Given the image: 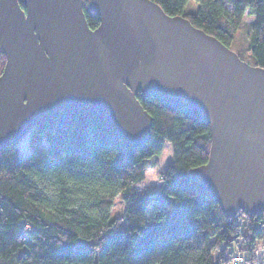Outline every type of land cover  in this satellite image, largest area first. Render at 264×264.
Instances as JSON below:
<instances>
[{
  "label": "trees",
  "instance_id": "obj_1",
  "mask_svg": "<svg viewBox=\"0 0 264 264\" xmlns=\"http://www.w3.org/2000/svg\"><path fill=\"white\" fill-rule=\"evenodd\" d=\"M169 16H183L241 60L264 68V0H152ZM83 7L89 28L98 17ZM240 27L246 41L236 44ZM0 54V72L4 65ZM150 136L127 146L93 114L60 111L32 126L29 146L0 148V264H231L264 263V210L223 214L215 198L189 177L206 162L209 126L195 110L142 98ZM165 142L172 161L156 194L139 186L147 161ZM118 197L120 216L110 209ZM262 248V251L259 249Z\"/></svg>",
  "mask_w": 264,
  "mask_h": 264
},
{
  "label": "water",
  "instance_id": "obj_2",
  "mask_svg": "<svg viewBox=\"0 0 264 264\" xmlns=\"http://www.w3.org/2000/svg\"><path fill=\"white\" fill-rule=\"evenodd\" d=\"M24 2L27 20L17 0H0V148L60 111L89 112L138 147L152 118L137 95L155 93L208 123L207 160L189 177L223 214L264 210V68L152 0H87L96 32L81 0Z\"/></svg>",
  "mask_w": 264,
  "mask_h": 264
},
{
  "label": "rangeland",
  "instance_id": "obj_3",
  "mask_svg": "<svg viewBox=\"0 0 264 264\" xmlns=\"http://www.w3.org/2000/svg\"><path fill=\"white\" fill-rule=\"evenodd\" d=\"M198 8V3L194 0H188L186 5V11L196 12ZM245 30L243 27H240L235 39L239 40L238 43H244L246 41V35L244 34ZM45 146V142L42 141L36 146L32 147L28 145L27 135H23L18 141V147L22 152H33L38 149H41ZM162 154H165L166 158H162ZM155 159H149L147 161V168L145 170V179L143 183L139 186L140 190H146L149 194L154 195L157 193L159 185H160V175L162 171L165 169L166 165L172 161V148L170 143L165 142L163 145V149L160 155L153 156ZM123 211V204L118 197H115L114 204L110 209V214L112 216H120ZM262 251V248L259 249ZM248 264V263H243ZM264 264V263H263Z\"/></svg>",
  "mask_w": 264,
  "mask_h": 264
},
{
  "label": "snow or ice",
  "instance_id": "obj_4",
  "mask_svg": "<svg viewBox=\"0 0 264 264\" xmlns=\"http://www.w3.org/2000/svg\"><path fill=\"white\" fill-rule=\"evenodd\" d=\"M21 4L24 5V6H26V9H27L26 11H25V8H23V7L20 6ZM17 6L19 8V11L23 14L24 19L27 20L29 18V10H30V8L32 6L30 4H26L24 2V0H17ZM85 6H86L85 0H81L80 11ZM87 6L89 8V11H92L94 5L91 4V5H87ZM81 14H82V17L84 19V13L81 12ZM91 31L92 32H96L97 30L96 29H92ZM38 33H39V29L38 28L33 31V36L35 38L34 42H35V45L37 47H42L43 46V44H42V42H43V36L38 35ZM43 54H44L45 57H48L49 56V53L47 51H44ZM4 76H5V73L0 74V78H3ZM25 103H27V101H25ZM150 159H153L154 160L155 158L154 157H150ZM235 259H236L237 264H239V262L241 261V257L239 255H237Z\"/></svg>",
  "mask_w": 264,
  "mask_h": 264
},
{
  "label": "built area",
  "instance_id": "obj_5",
  "mask_svg": "<svg viewBox=\"0 0 264 264\" xmlns=\"http://www.w3.org/2000/svg\"><path fill=\"white\" fill-rule=\"evenodd\" d=\"M238 255V254H237ZM237 255H235L233 258H232V261H231V264H237V262H236V256ZM240 257H241V261L239 262V264H243L244 262H245V259H244V257L242 256V255H239Z\"/></svg>",
  "mask_w": 264,
  "mask_h": 264
},
{
  "label": "clouds",
  "instance_id": "obj_6",
  "mask_svg": "<svg viewBox=\"0 0 264 264\" xmlns=\"http://www.w3.org/2000/svg\"><path fill=\"white\" fill-rule=\"evenodd\" d=\"M162 158H166L165 154H162Z\"/></svg>",
  "mask_w": 264,
  "mask_h": 264
},
{
  "label": "flooded vegetation",
  "instance_id": "obj_7",
  "mask_svg": "<svg viewBox=\"0 0 264 264\" xmlns=\"http://www.w3.org/2000/svg\"><path fill=\"white\" fill-rule=\"evenodd\" d=\"M91 29H93V28H91Z\"/></svg>",
  "mask_w": 264,
  "mask_h": 264
}]
</instances>
